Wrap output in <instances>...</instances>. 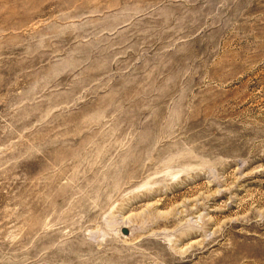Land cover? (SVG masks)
<instances>
[{
    "label": "rangeland",
    "instance_id": "1",
    "mask_svg": "<svg viewBox=\"0 0 264 264\" xmlns=\"http://www.w3.org/2000/svg\"><path fill=\"white\" fill-rule=\"evenodd\" d=\"M0 264H264V0H0Z\"/></svg>",
    "mask_w": 264,
    "mask_h": 264
}]
</instances>
